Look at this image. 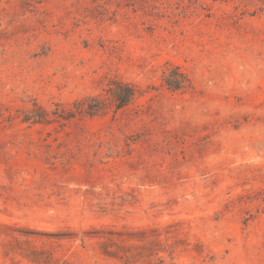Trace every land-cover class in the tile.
<instances>
[{"label": "rangeland", "instance_id": "rangeland-1", "mask_svg": "<svg viewBox=\"0 0 264 264\" xmlns=\"http://www.w3.org/2000/svg\"><path fill=\"white\" fill-rule=\"evenodd\" d=\"M0 264H264V0H0Z\"/></svg>", "mask_w": 264, "mask_h": 264}, {"label": "trees", "instance_id": "trees-1", "mask_svg": "<svg viewBox=\"0 0 264 264\" xmlns=\"http://www.w3.org/2000/svg\"><path fill=\"white\" fill-rule=\"evenodd\" d=\"M128 89V94L126 96H124L123 98H121V104H120V107L124 106L127 104L128 101H130L133 97V91L130 89V88H127Z\"/></svg>", "mask_w": 264, "mask_h": 264}]
</instances>
